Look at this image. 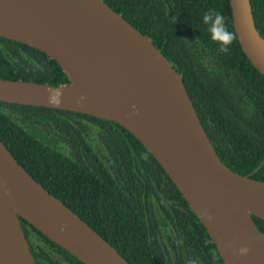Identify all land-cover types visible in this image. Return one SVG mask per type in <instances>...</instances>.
<instances>
[{
	"label": "trees",
	"instance_id": "1",
	"mask_svg": "<svg viewBox=\"0 0 264 264\" xmlns=\"http://www.w3.org/2000/svg\"><path fill=\"white\" fill-rule=\"evenodd\" d=\"M104 1L147 34L181 73L221 160L235 171L264 180V77L242 52L236 36L222 53L202 22L203 13L216 8L234 33L228 0ZM249 1L255 27L264 37V0ZM0 77L67 81L46 53L3 36ZM0 139L37 181L130 264H224L167 173L121 124L65 108L0 100ZM104 160L112 161V173L96 166L98 174L81 165ZM252 219L264 234V221L253 214ZM19 220L35 264H84Z\"/></svg>",
	"mask_w": 264,
	"mask_h": 264
},
{
	"label": "water",
	"instance_id": "2",
	"mask_svg": "<svg viewBox=\"0 0 264 264\" xmlns=\"http://www.w3.org/2000/svg\"><path fill=\"white\" fill-rule=\"evenodd\" d=\"M228 3L238 44L264 77V37L250 1ZM0 36L43 51L67 77L57 84L0 77L1 101L65 108L121 124L167 173L224 264H264V234L252 219L264 221V180L221 160L181 73L147 34L104 0H0ZM54 90L61 92L59 103L49 100ZM19 217L84 264H130L0 139V264H35ZM242 246L248 253L237 255Z\"/></svg>",
	"mask_w": 264,
	"mask_h": 264
},
{
	"label": "clouds",
	"instance_id": "3",
	"mask_svg": "<svg viewBox=\"0 0 264 264\" xmlns=\"http://www.w3.org/2000/svg\"><path fill=\"white\" fill-rule=\"evenodd\" d=\"M202 22L208 26V32L211 39L216 41L220 45L219 51L222 53H226L228 51V46L235 40V34L228 30L226 26V17L224 16V14L218 11L216 8H209L203 13ZM60 95L61 92L59 90L50 91V102L59 103ZM79 99L83 100V95H81ZM77 102H79V100ZM132 107L135 110V105H133ZM203 214L207 216V219H212L211 215L207 214L206 211ZM61 230H63V228H61ZM248 251L249 248L247 246H242L236 249V254L246 255Z\"/></svg>",
	"mask_w": 264,
	"mask_h": 264
},
{
	"label": "flooded vegetation",
	"instance_id": "4",
	"mask_svg": "<svg viewBox=\"0 0 264 264\" xmlns=\"http://www.w3.org/2000/svg\"><path fill=\"white\" fill-rule=\"evenodd\" d=\"M105 162H103V163H98V162H87V163H81V165H83V166H86V165H88L89 167H92L93 169H95L96 170V166H100L101 168L103 167L106 171H109V169H110V172L112 173V170H111V165H112V161L110 160V161H107V160H104ZM96 172L98 173V174H100V171L99 170H96ZM105 183L106 184H110L111 186H112V180L110 179V178H107V177H105ZM95 184H97V186H100V182L98 181V180H96L95 181ZM114 185H116V183H114ZM97 190H101V188H98L97 187ZM64 202V201H63ZM65 203V202H64ZM156 202H154V204H155ZM66 204V203H65ZM67 205V204H66ZM69 206V205H68ZM154 212H155V214H156V208H154ZM153 212V213H154ZM153 216H154V219L156 220V216L153 214ZM90 225V224H89ZM156 225H157V222H156ZM90 226H92V225H90ZM100 228H102L101 226H100ZM158 235V234H157ZM159 236V235H158ZM108 240V239H107Z\"/></svg>",
	"mask_w": 264,
	"mask_h": 264
}]
</instances>
